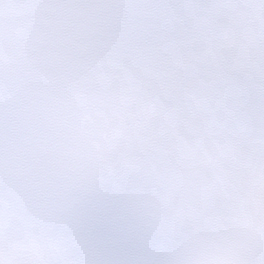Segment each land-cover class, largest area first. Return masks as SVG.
<instances>
[{"label":"snow or ice","instance_id":"1","mask_svg":"<svg viewBox=\"0 0 264 264\" xmlns=\"http://www.w3.org/2000/svg\"><path fill=\"white\" fill-rule=\"evenodd\" d=\"M0 264H264V0H0Z\"/></svg>","mask_w":264,"mask_h":264}]
</instances>
